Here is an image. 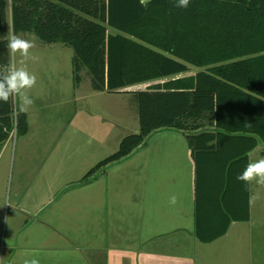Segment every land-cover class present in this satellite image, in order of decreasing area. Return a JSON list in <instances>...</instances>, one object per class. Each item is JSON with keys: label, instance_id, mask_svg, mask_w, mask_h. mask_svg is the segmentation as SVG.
Listing matches in <instances>:
<instances>
[{"label": "trees", "instance_id": "1", "mask_svg": "<svg viewBox=\"0 0 264 264\" xmlns=\"http://www.w3.org/2000/svg\"><path fill=\"white\" fill-rule=\"evenodd\" d=\"M9 15L17 35L32 32L73 48L75 87L86 70L93 89L136 97L140 132L124 137L85 178L132 155L152 132L174 128L196 163L198 239L211 242L231 221L250 219V184L236 177L264 144V0H191L187 9L174 0H0V71L11 63ZM190 64L200 70L177 76ZM17 108L11 98L0 101V152L15 128L29 129L27 113ZM208 197L226 220L213 233L203 224Z\"/></svg>", "mask_w": 264, "mask_h": 264}, {"label": "crops", "instance_id": "2", "mask_svg": "<svg viewBox=\"0 0 264 264\" xmlns=\"http://www.w3.org/2000/svg\"><path fill=\"white\" fill-rule=\"evenodd\" d=\"M158 130L145 139L139 147L143 150L132 154L137 177L128 186L133 190L130 200L114 182L97 181L75 196L82 200V208L76 207L81 213H54L49 219L34 220L14 214L10 243L0 248V264H23L32 258L39 264H264V187L255 184L254 192V182L250 184L251 197L259 199L250 198L248 221L233 220L224 235L201 241L196 234L192 151L181 131ZM17 176L15 196L21 199L16 206L22 200L18 191L25 179L20 170ZM173 195L175 204L170 203ZM120 199L127 204H118ZM201 206L203 224L212 233L224 227L226 220L217 200L205 198Z\"/></svg>", "mask_w": 264, "mask_h": 264}, {"label": "rangeland", "instance_id": "3", "mask_svg": "<svg viewBox=\"0 0 264 264\" xmlns=\"http://www.w3.org/2000/svg\"><path fill=\"white\" fill-rule=\"evenodd\" d=\"M8 21L10 35V15ZM18 35L36 41L37 46L31 50L35 59L27 62V68L36 75L37 84L29 93L34 104L26 112L28 131L18 134L15 128L1 149L7 148L0 155V185L3 184L0 187V248H6L10 243L12 215L24 214L34 220L49 219L48 215L54 213H81L83 210H76V207L82 208V200L75 196L78 197L87 184H98L97 181L110 185L114 182L113 186L117 184L130 200L133 190L128 186L137 177L133 171L134 155H130L85 178L100 160L119 149L124 137L140 132L135 95L126 91L119 93L93 89L86 70L81 72L79 87H75L72 47L62 43H46L32 32H20ZM19 60L18 55L14 60L11 57V63L17 66ZM199 70L190 64L187 72L177 76L192 75ZM166 79L143 81L124 90L146 89ZM15 104L18 107V98ZM162 132H168V128L157 131ZM263 147L264 144L260 143L252 153V160L261 157ZM19 170L25 179L18 191L22 192V200L16 206L21 199L15 196ZM253 185L255 192V182ZM121 201L127 204L123 199L118 204ZM50 223L55 222L50 220ZM66 223L75 225L71 221ZM29 232L37 234L32 230Z\"/></svg>", "mask_w": 264, "mask_h": 264}, {"label": "clouds", "instance_id": "4", "mask_svg": "<svg viewBox=\"0 0 264 264\" xmlns=\"http://www.w3.org/2000/svg\"><path fill=\"white\" fill-rule=\"evenodd\" d=\"M191 0H174V4L178 8L187 9ZM35 39H25L15 32H11L8 38L7 48L13 60L20 57L19 66L16 63H10L6 71H0V101L7 103L10 98L13 102L18 98L19 104L17 114L26 113L33 106L34 100L30 96V90L37 84V77L27 68V62L34 60L31 50L36 47ZM251 155V154H250ZM238 181L245 184L255 182L258 186L264 187V156L257 159H250L244 170L236 177ZM254 201L259 199V196H253ZM177 197H170V203L175 204ZM23 264H39V260L25 259Z\"/></svg>", "mask_w": 264, "mask_h": 264}]
</instances>
